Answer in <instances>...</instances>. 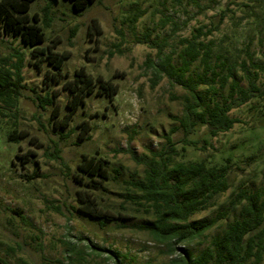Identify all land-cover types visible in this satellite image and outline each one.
Listing matches in <instances>:
<instances>
[{
	"label": "rangeland",
	"instance_id": "obj_1",
	"mask_svg": "<svg viewBox=\"0 0 264 264\" xmlns=\"http://www.w3.org/2000/svg\"><path fill=\"white\" fill-rule=\"evenodd\" d=\"M48 2L36 0L30 9L47 23L40 45L44 54H33L20 37L0 30V66L9 68L18 57L24 58L23 88L16 104L0 102V258L3 264H112L111 250L126 256V263L171 264L175 255L169 246L138 228L153 218L127 200L131 187L126 182L142 178L144 168L125 150L149 155L164 149L170 136L177 160L221 162L231 157L232 187L215 207L191 221L211 218L240 183L260 185L264 97L233 109L229 115L238 122L226 133L213 138L199 128L189 139L198 140L200 149L185 146L182 151L183 131L169 132L179 125L186 90L167 77L153 85L152 69L145 62L157 59V49L138 39L150 32L152 40H167L164 53H178L180 39L214 23L219 28L206 41L212 40L217 50L240 62L248 60V48L256 62L264 63V0H98L79 13L69 0ZM136 14L141 17L132 24ZM166 17L178 27H163ZM49 53L67 57L60 69ZM80 71L98 82L68 126L56 128L53 106L42 109L39 98L55 94L62 118L68 111L66 86ZM109 86L110 94L105 89ZM14 129L23 135L18 143L7 140ZM57 150L59 158H53ZM90 157L109 162V179L97 188L88 187L90 176L78 169ZM35 171L38 177L32 178ZM79 190L92 192L99 204L120 212L119 218L98 225L81 211ZM223 227L215 226L187 250L199 253Z\"/></svg>",
	"mask_w": 264,
	"mask_h": 264
},
{
	"label": "trees",
	"instance_id": "obj_2",
	"mask_svg": "<svg viewBox=\"0 0 264 264\" xmlns=\"http://www.w3.org/2000/svg\"><path fill=\"white\" fill-rule=\"evenodd\" d=\"M35 1L0 0V30L7 36L20 37L26 46L32 48L33 54H44L45 50L40 45L45 42L47 23L43 24L37 13L31 15V5ZM69 1L74 12L79 13L98 0ZM174 1L182 4L185 0ZM140 17L141 14H136L132 24H136ZM168 23L178 27L170 17L162 20L163 27ZM218 28V24L212 23V28L207 30H204V26L194 29L190 37L179 40L182 47L178 53H164L167 40H152L150 32L138 39L140 43L157 49V59L148 57L145 62L146 67L152 69L153 85L167 77L186 90L182 97L183 114L177 118L179 125L169 132L183 131L182 151H185V146L200 149L198 140L189 139L199 128L213 138L226 133L238 122L229 115L233 109L264 97V63L256 62L248 48L245 49L248 60L240 62L232 61L217 50L214 42L206 41V38ZM49 59L54 67L60 69L67 57L55 54ZM175 59L179 63H175ZM23 62L24 58L20 56L9 68L0 66V102L16 104L23 88ZM96 82L86 72H76L74 83L66 86L70 95L66 103L68 111L62 118H59L55 107V94L47 93L40 97L39 106L42 109L53 106L54 126L65 128ZM109 88L111 86L105 88L108 94ZM21 138L23 135L14 129L7 140L18 143ZM167 140L164 149L152 151L149 155L139 156L132 149L125 150L137 165L144 168L142 178L126 182L131 187L127 200L137 206V211L140 212L142 208L145 214L153 218L138 228L169 246V251L175 255L171 264L264 263V171L259 186L251 188L246 187L244 182L240 183L230 193L227 202L219 205L215 216L191 221L195 214L215 207L217 199L232 187L229 175L231 157L221 162L209 159L177 160L175 144L170 136ZM53 158H59L58 150ZM108 164L105 159L84 158L78 169L90 176L91 184H86L88 187L97 188L109 179ZM113 171L119 173L116 168ZM31 177H38V171ZM77 195L81 211L101 227L119 218L120 212L110 211L99 204L92 192L83 194L79 190ZM221 223L224 224L222 231L210 240L208 246L197 254L187 250L188 245ZM110 254L112 264H132L126 263V256L117 251L110 250ZM0 264H3L1 258Z\"/></svg>",
	"mask_w": 264,
	"mask_h": 264
}]
</instances>
